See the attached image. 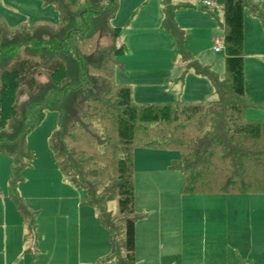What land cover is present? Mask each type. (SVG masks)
<instances>
[{
    "label": "trees",
    "instance_id": "16d2710c",
    "mask_svg": "<svg viewBox=\"0 0 264 264\" xmlns=\"http://www.w3.org/2000/svg\"><path fill=\"white\" fill-rule=\"evenodd\" d=\"M38 1L53 7L55 21L10 25L0 18V154L10 159L7 195L30 231L37 211L25 204L18 184L29 158L26 138L46 111L58 117L48 146L62 175L84 191V205L108 231L107 257L115 264H137V141L178 153L169 167L179 170L183 194L264 193V118L243 115L263 104L250 101L244 89V14L264 28L259 0H216L224 31L221 80L184 50L174 21L177 5L161 0V28L174 36L184 71L208 77L217 95L214 101L171 102H135L129 85L114 82L116 57L125 50L116 41L121 27L111 25L119 0ZM112 198L114 212L106 207Z\"/></svg>",
    "mask_w": 264,
    "mask_h": 264
},
{
    "label": "rangeland",
    "instance_id": "374dc122",
    "mask_svg": "<svg viewBox=\"0 0 264 264\" xmlns=\"http://www.w3.org/2000/svg\"><path fill=\"white\" fill-rule=\"evenodd\" d=\"M70 1L77 5L83 0ZM156 1L144 0L138 5L142 8L139 23L146 29L132 26L136 20L133 19V13L138 6L133 11L131 7L137 4L136 0H119V7L111 20V25L123 28L128 46L129 40L132 42V50L127 52L126 58L122 61L134 63L135 67L132 71L157 68L160 72L170 71V79H173L171 70L180 57L176 51L174 36L163 31L162 28L160 30L161 13L158 11ZM201 1L173 0L172 4L177 5L174 10V21L182 33L184 50L190 53L193 60L201 65L209 66L221 80L225 77L223 53L213 51L212 39L215 36L223 37L222 13L212 14L206 8L203 9ZM259 3L264 8V0H259ZM0 18L10 25H16L37 20L55 21L57 15L51 5H42L38 0H0ZM244 19L246 21L243 42L244 72L247 73V81L253 83L255 71L250 57L254 50L264 48V28L260 22L257 24V19L248 12H245ZM116 41L119 43L118 39ZM131 53L133 57H130ZM179 78L177 88L174 86L133 87L131 88L133 101H214L217 99L209 78L197 74L192 68L186 69ZM36 79L44 82L46 77L43 73H38ZM262 81L264 83V79ZM248 90L251 91L247 86ZM192 93L197 96L196 99H190ZM262 96L264 97V94ZM250 101H252L251 98ZM262 102V106L257 108H246L243 111L244 117L263 119L264 99ZM57 118L55 111H46L42 121L28 134L26 144L29 158L22 171L18 192L23 199L27 197V202L24 200L25 204L37 211L34 219L35 229L38 224V230L42 232L58 233L65 239L68 250L82 242L85 259L91 257L95 261L98 258L97 261L100 264H113V261L107 257L110 250L108 231L98 221L95 210L84 205V191L73 186L62 175L48 146V138L57 126ZM177 159L178 153L175 150L143 146L139 141L134 144L132 161L135 210L138 215H141L140 220H137L138 227L143 225L146 219H156L163 225H171L173 221H178L185 229L186 226L188 229L195 227L200 229L203 224L202 219L207 222L219 215L224 216L234 212L242 214L241 207L257 206L258 203L264 206V193L205 195L181 193V174L179 170L169 167L171 162ZM9 163V157L0 154V190L4 194L7 218L15 215L16 211L6 194ZM105 180L109 181V178L106 177ZM106 207L114 212L115 198L109 199ZM25 228L23 227L24 231H26ZM169 230L171 232V228Z\"/></svg>",
    "mask_w": 264,
    "mask_h": 264
},
{
    "label": "crops",
    "instance_id": "0c3cea01",
    "mask_svg": "<svg viewBox=\"0 0 264 264\" xmlns=\"http://www.w3.org/2000/svg\"><path fill=\"white\" fill-rule=\"evenodd\" d=\"M143 1L136 0L137 4L131 7V11ZM156 5L161 13L159 23L161 30V0H157ZM206 10L211 12L207 8ZM141 12L142 8L138 6L136 12L133 13V19H136L132 23L134 28H142L139 23ZM245 22L244 19V30ZM257 22L260 21L257 19ZM128 37L130 39V35ZM118 40L125 50L119 55L120 58L116 57L115 83L129 85L131 88H147L146 86L177 88L179 75L181 77L185 66L181 58L171 70L173 79H170V71L160 72L157 68L150 67L146 70L132 71L135 67L134 63L122 62L127 52L132 50V42L129 40V46H131L129 47L122 27ZM212 41L214 45V37ZM130 57H133L132 53ZM250 59L253 62L255 78L253 83H249L247 73L244 72V89L253 103L259 104L263 103L264 99L262 96L264 94L262 81L264 79V48L254 50ZM247 86L251 91H247ZM190 97V99H196L197 96L192 93ZM252 107L257 108V106ZM3 195L0 190V264H100L97 261L98 258L95 261L91 257L85 259L84 249L81 247L82 242L75 248H70L69 251L65 239L58 233L42 232L38 230V224L34 231H30V226L23 222L17 210L15 215L7 218ZM23 200L27 202V197ZM159 205L161 207V204ZM153 208L158 209V207ZM241 209L242 214L234 212L224 216L219 215L207 222L202 219L203 224L200 229L198 227L188 229L187 226L185 229L178 221H173L171 225H163L156 219H146L145 223L138 227L136 221L135 258L137 264H264V206L258 203L257 206L241 207ZM22 226L26 227V231ZM111 261L115 264L114 260Z\"/></svg>",
    "mask_w": 264,
    "mask_h": 264
},
{
    "label": "built area",
    "instance_id": "2783aa9c",
    "mask_svg": "<svg viewBox=\"0 0 264 264\" xmlns=\"http://www.w3.org/2000/svg\"><path fill=\"white\" fill-rule=\"evenodd\" d=\"M202 6L207 8L213 13H222V8L220 3H218L216 0H203ZM213 50L215 52H221L222 50V38L220 37H214V45Z\"/></svg>",
    "mask_w": 264,
    "mask_h": 264
}]
</instances>
